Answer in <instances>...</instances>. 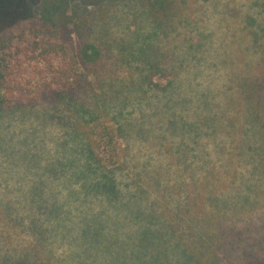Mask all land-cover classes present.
Returning <instances> with one entry per match:
<instances>
[{"label": "rangeland", "instance_id": "374dc122", "mask_svg": "<svg viewBox=\"0 0 264 264\" xmlns=\"http://www.w3.org/2000/svg\"><path fill=\"white\" fill-rule=\"evenodd\" d=\"M173 1L169 29L153 22L147 0H0V43L18 81L35 84L48 66L41 48L25 53L34 22L62 29L74 47L100 50L87 66L83 113L65 103L0 106V264H151L136 259L144 228L134 220L142 211L138 198L155 214L184 202L205 208L206 231L218 209L238 225L264 222L263 137L241 97L262 75L255 61L264 42V0ZM81 124L96 138L103 128L119 131L125 155L109 161L99 148V167L92 164L113 170L129 209L87 191L99 170L80 174L87 154L72 130ZM58 163L69 166L59 172ZM49 165L58 170L46 172ZM138 181H150L149 195L136 191ZM192 240L178 251L160 244L166 257L158 264H188L189 251L212 247L209 238ZM242 258L234 250L228 261ZM202 259L197 264L210 262Z\"/></svg>", "mask_w": 264, "mask_h": 264}, {"label": "trees", "instance_id": "16d2710c", "mask_svg": "<svg viewBox=\"0 0 264 264\" xmlns=\"http://www.w3.org/2000/svg\"><path fill=\"white\" fill-rule=\"evenodd\" d=\"M146 8L156 25L162 26L165 23L169 29L171 28V21L174 19L175 14L173 0H147ZM38 11L35 8V12L38 13ZM29 33L31 35V43H28L29 49L25 53L28 54L36 46L41 48L42 51L39 54L43 58H48V66L41 73V81L35 84H32L30 80L26 83L18 81L16 71L9 73V70L13 68V66H10L12 56L10 53H4L5 45L1 41L0 52L3 55L0 53V89L3 92V97L0 106L9 109L31 108L35 106L53 108L65 103L70 107L75 106L77 110H81L83 113L84 106H86V88L91 85L87 79L89 73L87 66L99 59L100 50L98 47L91 44L74 47L72 40L63 35L62 29L59 32L49 30L44 22L41 24L32 23ZM252 35L254 43L258 44L257 35ZM261 46L262 49H259V57L255 62L260 65L259 68L262 71V75L247 86L248 93L245 91V94L241 97H243V101H245L246 107L249 110L248 118L250 117L251 121L259 126L262 132V144L264 145V42H261ZM261 51L263 52L260 55ZM24 55L27 56L26 54ZM150 56L153 55L150 54ZM68 58L69 60H67ZM57 59L60 62L62 61L63 64L53 66L54 60ZM79 65H81V70ZM18 67H21L20 64H18ZM44 73L50 76L48 80L43 77ZM6 76L8 78L15 77L7 80ZM247 98H252L253 102L252 100L248 101ZM68 120L66 119V122ZM83 125L77 126L83 133H80V131L76 132L75 128L72 130L73 136L79 140L77 144L79 152L87 154L86 163L82 167L84 169L80 174L88 173L92 169L99 170V178L93 183V185L97 184L95 185L97 188L92 186L93 188H89L87 191H95L98 194L104 193L108 201L115 206L117 205L122 210L129 209V205L125 206L126 203L122 201L123 195L117 185L113 170H108L105 166L95 168L92 164L94 160V166L99 167V148H101L109 161H112L113 158L119 159L120 155H125L117 139L119 131L117 130V133L116 130L103 128L101 134H98L96 138L92 130L86 127L88 125ZM49 166L50 168L46 167V172L50 170L56 172L58 170L55 166ZM67 166L69 165H59L58 163L59 172H64ZM138 184L135 188L136 191L141 196L149 195L148 188L151 185L150 181H138ZM134 202L142 210L135 213L134 220L140 226H144L141 230L142 233L139 234L143 246L139 247L138 245V250L135 252L137 261L138 258L144 259L145 257H149L151 264H158V259L166 257L158 250L160 244H164L165 246L172 244L175 246L173 249L178 251L180 248H184V246L185 249L187 248L186 242L188 239H193L192 242L197 243L205 238H209L212 244L209 251L199 252L196 250L195 252H190L188 250L190 255H185L189 259L187 261L188 264H197V262L203 260L202 258L210 260L206 264H229L231 263L228 261L229 254L234 250H242L243 258L238 259V264H264V222L262 218H260V222L249 220L242 226L236 222L239 219L226 217L218 209L215 214L211 213L213 226L206 231L207 226L210 225L202 221V218L208 214L205 208L195 211V209L188 207V204L184 202L183 205H178L176 209L168 208L167 211L163 212L167 215L165 216L162 212L155 214L152 207L146 209L141 206L139 198ZM150 202L152 203V201ZM200 205L204 206V204ZM144 210L150 213H146ZM203 220L207 221V218H203ZM258 229H262V231ZM150 246L152 247L151 251L147 250ZM250 246H255V248H251ZM246 258H248L247 261L245 260ZM162 263L164 264V262ZM12 264L35 263L21 261Z\"/></svg>", "mask_w": 264, "mask_h": 264}]
</instances>
